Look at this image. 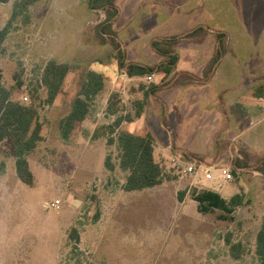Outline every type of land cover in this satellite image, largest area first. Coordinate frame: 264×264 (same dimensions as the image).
<instances>
[{
	"label": "rangeland",
	"instance_id": "rangeland-1",
	"mask_svg": "<svg viewBox=\"0 0 264 264\" xmlns=\"http://www.w3.org/2000/svg\"><path fill=\"white\" fill-rule=\"evenodd\" d=\"M115 5L112 28L123 63L157 67L166 58L151 42L161 41L178 56L170 74L129 77L110 39L101 43L95 34L104 13L89 10L84 0L30 5L3 43L2 83L12 100L36 108L42 140L26 156L31 186L15 174L10 139L0 141V264H257L255 236L264 226V97L253 91L264 85V0ZM171 38L177 40L167 44ZM220 42L222 56L210 70ZM50 60L68 72L46 104L40 77ZM89 71L103 77V88L63 140L59 123ZM214 71L208 86H189L206 83ZM250 113L254 123L240 117ZM120 131L152 137L154 160L166 178L161 185L122 190L126 173L118 167L116 144H107ZM107 155L112 171L104 167ZM188 166L193 173L185 172ZM222 169L231 180L220 177ZM204 189L225 199L239 194L242 204L232 214L200 213L191 194ZM73 227L75 250L68 238ZM227 240L242 246L239 259L231 257Z\"/></svg>",
	"mask_w": 264,
	"mask_h": 264
},
{
	"label": "trees",
	"instance_id": "trees-1",
	"mask_svg": "<svg viewBox=\"0 0 264 264\" xmlns=\"http://www.w3.org/2000/svg\"><path fill=\"white\" fill-rule=\"evenodd\" d=\"M8 1L0 0V4H5ZM38 1L40 0H17L13 2L11 16L0 30V54L3 52V43L11 31L13 23L20 16L25 15L30 5ZM84 2L89 10L102 11L104 13V19L96 25L95 34L101 43L106 42L107 38L110 39V43L116 52L117 64L120 69H125L129 77L143 76L155 70L160 71L164 75L172 72L176 66L178 56L171 49L163 48L161 46L163 42L161 41L151 42V46L155 52L166 58L157 67L124 64L122 51L112 28L114 20L118 15L115 0H84ZM193 33L194 31L186 33L184 37H188ZM221 36L219 35V37ZM176 40L177 38H171L166 43L175 42ZM222 47L220 42L217 54L211 60L210 70L220 60L223 51ZM67 72L68 67L66 65L56 63L53 60L48 61L43 67L40 85L46 90V104H51L60 92ZM102 88L103 77L92 71L87 72L77 95L72 101L70 111L59 123L60 136L63 140L68 139L74 124L82 122L85 119L89 111V102L93 100ZM154 91L151 89L149 92H144V99ZM11 96L12 92L10 89L5 88L0 74V141L10 139L15 154V174L21 182L31 186L33 177L28 167L26 156L42 140L40 135L41 125L37 120L38 115L35 107L14 101L11 99ZM253 96L256 98L264 97V85L255 87ZM143 102L136 103L138 109H142ZM107 111L110 114L115 113V110L111 107V103H109ZM140 111H136V117L140 115ZM121 121V119H117L114 122V126L118 127ZM114 143L118 149V167L126 173L125 182L122 185L124 192H138L154 188L165 181L164 171L154 160L153 139L149 134L140 136L128 131H120L114 139L112 137L107 139L108 145ZM104 167L109 171L114 169L109 155L104 159ZM191 199L197 203V210L200 213L220 210L226 214H232L234 208L241 205L243 201L242 196L239 194H234L229 199H224L219 193L209 189L198 192L193 191ZM68 238L74 242L72 249L75 250L76 244L79 242L78 230L75 227L70 229ZM227 244L231 257L239 259L243 252L242 246L239 243L231 244L229 240H227ZM255 254L258 259L257 264H264V226L260 227L255 236Z\"/></svg>",
	"mask_w": 264,
	"mask_h": 264
},
{
	"label": "crops",
	"instance_id": "crops-1",
	"mask_svg": "<svg viewBox=\"0 0 264 264\" xmlns=\"http://www.w3.org/2000/svg\"><path fill=\"white\" fill-rule=\"evenodd\" d=\"M15 1H17V0H9L7 3H5V4H0V30L5 26V24L7 23V21L9 20V18H10V16H11V13H12V4H13V2H15ZM29 8V7H28ZM218 68V67H217ZM216 73V71H214L211 75V79H209L206 83H199V84H194V85H189V86H194V87H197V86H201V85H205V86H208L209 84H211V82H212V79H213V76H214V74ZM259 99H261V98H259ZM237 104V102H233V104L231 103L230 104V107H232V108H234V105H236ZM260 108H262V107H260ZM262 110H264V108H262ZM263 114H264V111H263ZM255 115L254 114H252V113H250V114H240V117L242 118V119H247V118H251V120H250V122L249 123H254V117ZM153 148H154V146H153ZM256 152V151H255ZM256 153H259V152H256ZM197 155V154H196ZM242 155H244V154H240L239 156H238V158L239 159H241V158H243L242 157ZM245 155H247L246 153H245ZM231 196V195H230ZM225 199V198H224Z\"/></svg>",
	"mask_w": 264,
	"mask_h": 264
},
{
	"label": "built area",
	"instance_id": "built-area-1",
	"mask_svg": "<svg viewBox=\"0 0 264 264\" xmlns=\"http://www.w3.org/2000/svg\"><path fill=\"white\" fill-rule=\"evenodd\" d=\"M148 79H150V78H148ZM185 172L191 174V173L194 172V169H193V167L188 166L186 168V171ZM219 175H220V177H222L226 181L231 180V178H232L231 173H229L227 170H224V169H222V170L219 171ZM205 179L206 180H211L212 179V174L207 173L205 175ZM58 204H59V201H55V202L51 203L50 206L54 207V206H57ZM45 207L47 209H49V205H45Z\"/></svg>",
	"mask_w": 264,
	"mask_h": 264
}]
</instances>
